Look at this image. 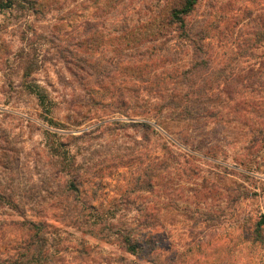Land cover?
I'll use <instances>...</instances> for the list:
<instances>
[{"label": "trees", "instance_id": "1", "mask_svg": "<svg viewBox=\"0 0 264 264\" xmlns=\"http://www.w3.org/2000/svg\"><path fill=\"white\" fill-rule=\"evenodd\" d=\"M17 1L30 5L33 12L43 6L39 0H0V10ZM150 1L140 6L136 18L122 15L116 33L109 34L100 27L126 0H95L93 6L98 14L83 22L86 36L77 46L90 41L97 45V41L106 38L107 45L114 47L115 56L104 61L94 54L67 51V64L86 90L82 100L75 96L74 103L69 104L73 107L82 101L80 104L87 109L77 110L73 113L76 116L68 114L66 122L51 116L58 105L55 98L30 78L34 62L21 58L25 89L36 97L44 121L53 128L47 131L53 167L49 173L53 187L47 192L52 198L45 207L60 205L81 213V218H75V230L80 232L59 231L40 216L37 208H29L35 213L28 216L27 207L15 198L13 191H0V207L6 206L17 217L0 220V230L7 224L21 231L11 250L0 254V264H57L63 252L71 249L75 258L82 260L80 256H88L93 250L86 237L112 241L124 253L138 258L134 264H160L158 242H151L157 228L163 227L159 208L154 201L145 206L138 204L131 196L138 198L148 193L155 199L166 184L177 187L178 176L185 169L172 151L178 141L191 143L193 135L212 132L213 123L264 119V111L257 113L252 108L262 104L254 93L264 90V0H260V13L250 18L251 24L246 28L239 17H250L252 10L232 12V0H208L205 12L199 11L202 0H157L151 7ZM226 40L231 47L229 53H223L229 56L222 58L216 47H226ZM100 44L105 45V41ZM162 70L163 75L158 76ZM248 108L254 113L252 118L248 117ZM93 123L96 126L88 131L74 132ZM250 126L254 133L249 143L263 140L264 127L254 123ZM128 129L136 133L134 145L124 147L123 153L110 154L99 149L88 153L82 144L105 131L126 133ZM163 133L172 138L163 139ZM207 148L208 153L213 151ZM143 151L148 153L143 157L146 162L141 161ZM190 151L186 155L193 157L196 148ZM131 161L137 162L136 171L131 173L134 175L127 180L117 201L101 209L102 204H97L101 173ZM119 213L124 218H115ZM263 224L264 218H260L255 230ZM109 227H115L112 234Z\"/></svg>", "mask_w": 264, "mask_h": 264}, {"label": "rangeland", "instance_id": "2", "mask_svg": "<svg viewBox=\"0 0 264 264\" xmlns=\"http://www.w3.org/2000/svg\"><path fill=\"white\" fill-rule=\"evenodd\" d=\"M39 1L43 3L40 11L33 12L30 5L21 1L0 10V191H13L15 198L27 207L28 216L35 213L29 208H37L40 216L59 231L79 234L75 230V218H81V213L70 212L60 205L45 207L52 198L47 192L53 187L47 131L53 128L44 121V112L36 97L25 89L21 58L25 56L34 62L30 78L55 98L58 105L51 116L66 122L68 114L76 116L73 113L87 109L80 104L82 101L73 107L70 105L75 96L78 101L82 100L86 90L67 64V51L84 56L94 54L107 61L114 58V47L107 45L106 38L102 39L105 45L100 44L101 40L97 45L90 41L77 46L86 36L83 22L93 20L98 14L93 6L95 0ZM156 1L151 0L150 7ZM207 1H201L200 12L206 11ZM147 2L126 0L121 8L110 13L100 28L109 34L116 33L121 16L136 18L140 6ZM232 4V12L252 10L250 17H239L244 28L251 24L250 18L260 13V0H232ZM98 24L102 22L98 20ZM223 43L226 47H216V50L222 58H227L229 54L223 53H229L231 42ZM163 73L164 70L158 76ZM254 94L262 104L252 108L257 113L264 111V90ZM253 116L248 108V117ZM226 122L210 124L212 132L193 135L189 144L181 140L178 146L171 145L185 168L182 176H178L176 188L174 184H166L161 196L155 199L148 193L138 198L131 196L138 204L145 206L154 201L159 208L163 227L157 228L151 242H158L160 264H264V224L255 230V223L264 218V139L249 143L254 133L250 125L264 127V119ZM95 126V123L85 124L74 132L79 134ZM135 135L131 129L126 133L109 130L90 136L88 141L84 139L82 144L88 153L98 149L110 154L123 153L124 147L132 146ZM163 135V139L172 138ZM208 146L213 150L210 153ZM192 148L196 151L190 157L186 152L191 154ZM146 155L147 151H143L142 162H146L147 158H143ZM136 168L137 162L131 161L101 173L97 203L102 204L101 209L117 201ZM115 218L124 217L119 213ZM10 219L17 220V217L6 206L0 207V220ZM108 230L112 234L115 227ZM20 233L14 225L4 224L0 230V254L11 250L13 240ZM86 239L93 248L88 256H80L82 260H79L70 248L63 252L57 264H134L138 260L110 240ZM143 264L149 263L143 261Z\"/></svg>", "mask_w": 264, "mask_h": 264}]
</instances>
